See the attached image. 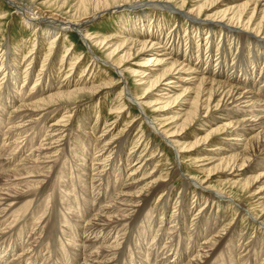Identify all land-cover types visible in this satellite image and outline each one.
Wrapping results in <instances>:
<instances>
[{
    "label": "bare ground",
    "instance_id": "bare-ground-1",
    "mask_svg": "<svg viewBox=\"0 0 264 264\" xmlns=\"http://www.w3.org/2000/svg\"><path fill=\"white\" fill-rule=\"evenodd\" d=\"M4 1L21 15L26 28H38L42 32L41 38L45 45L49 44V52L46 50L48 54L44 56L33 87L23 95L21 90L14 94L8 87L16 88L19 79H23V85L26 83L43 45H38L33 58L28 61L23 58L25 70L21 73L20 51L13 52L10 48L0 51V77L3 76L0 107L17 104L8 118L0 113V132L6 136L0 150V242L9 241L18 231L23 237L24 232L30 230L28 219L32 217L28 218L29 215H39L30 230L35 231L28 241L33 240V244H19L27 264L32 259L33 264L39 260V246L46 241L57 242L70 250L68 264L70 260L72 264H121L125 257L128 263H134L133 255L138 253L140 259L147 256L146 261L139 264H150L152 257L155 264H180L186 260L185 264H225L228 259L232 264H264V63L255 71L256 68H251L258 67L260 57L258 59L256 54L251 57L248 53L247 58L241 52L230 65L231 51L225 44L218 46L215 61L212 54L213 41L218 34L237 45L248 44L255 51L264 50V0H145L117 4L114 9L103 0L43 2L44 6H56L60 13L71 5L75 11L68 19L61 18L63 14L55 11V14L47 11L40 16L36 5L27 4L41 0ZM140 7L143 14L139 19L134 22L126 18L128 22L122 24L117 35L94 39L86 31V25L102 15L127 13ZM149 12L156 13L162 21L168 16L180 19L183 24L186 21L189 37L179 30L170 34L168 31L167 36L160 20L157 23L163 30L153 33L149 30L151 26L147 27L146 21L141 20L148 18ZM72 31L80 35L89 54L76 57L74 49L66 46L60 62L63 67L58 74L64 66H68V70L57 77L60 79L57 82L52 73L62 41H66ZM205 33L206 42L202 43ZM133 57L146 58L143 63L134 64L137 69L130 73L135 78L136 88L144 91L142 96L130 86L126 71L121 69L130 64ZM87 58L92 61L91 67H103L105 72L111 70L119 81L96 84L94 80H83L85 75L76 81L74 74ZM90 75L88 73L87 77ZM114 87L121 88L116 103L109 108L110 115H115L110 127L117 124L116 129L125 118L127 125L116 136L111 133L114 128L108 131L110 122L107 120L103 134L98 136V128H90L78 106L85 98H90L89 102L104 103L108 90ZM132 107L139 112L135 118L128 117L133 112ZM99 118L98 113L97 120ZM137 123L147 127L173 153L175 161L167 174L159 167L166 158L156 160L153 157L156 151L144 156L150 144L147 147V142L142 141L146 136L143 129L129 155L124 154ZM2 124L7 130L5 133H2ZM41 136L45 139L39 140ZM68 156L71 161H65ZM188 157L199 172L207 175L205 179L184 170L183 161ZM120 163L123 168L119 167ZM151 166H155L153 170ZM172 175L181 177L185 190L178 195L174 213L166 217L168 202L174 193V187L167 180ZM211 177L220 180L213 185ZM59 189L62 192L57 193ZM188 190L193 194L191 205L185 197ZM158 193L161 194L156 206L151 207ZM240 194L247 197L251 206L237 203L235 195ZM34 197H39V205L31 209L30 199ZM42 197L49 202L52 198V205L47 203L45 210H42ZM203 201L188 232L191 208ZM210 206H216L218 211L211 221L204 217ZM224 206L234 210L231 220L222 221L224 216L218 217ZM60 207V214L67 215L55 217ZM28 211V217L23 219ZM12 212L16 213L12 216L14 219H7ZM158 212L161 218L156 221ZM238 213L244 220H250L251 226L260 233V242L253 245L254 236L248 240L242 231L239 250L235 251L238 229L234 227V220ZM65 217L74 220L76 225H64ZM213 225L216 228L213 229ZM64 233L71 237H67L68 243L63 240ZM43 234V240L37 245L36 236ZM189 240L190 245L193 244L191 250L186 247ZM199 240L202 242L198 243ZM162 242L163 254L157 246ZM253 246L256 251H252ZM258 246L262 248L260 251ZM197 248H200L198 252ZM230 250L231 255L237 256L234 260L226 255ZM190 253L197 254L189 256ZM170 258L172 260L168 261Z\"/></svg>",
    "mask_w": 264,
    "mask_h": 264
},
{
    "label": "rangeland",
    "instance_id": "rangeland-1",
    "mask_svg": "<svg viewBox=\"0 0 264 264\" xmlns=\"http://www.w3.org/2000/svg\"><path fill=\"white\" fill-rule=\"evenodd\" d=\"M44 1H46V0H41V1H38V2H33V3H27L28 5L30 4V6H32L31 4H33V5H36L38 8H37V10H38V12L40 13H38L40 16H42V14H47L48 12H53L54 14H55V12H56V14H58V15H62L61 16V18H63V19H68L70 16H72L73 14H74V11H75V9H71V5H69L68 6V8H67V6H65V8H64V10L63 11H61V13H60V11H59V8H56V6H54L53 7V5H49V6H44V5H42L43 4V2ZM48 1V0H47ZM50 1V0H49ZM104 1V3H107V5H108V7H111V9H114V7H116V5L117 4H125V5H127V4H130V3H134V2H143V1H145V0H103ZM40 2V3H39ZM70 3H73L74 4V2H70ZM42 5V6H41ZM3 7V8H2ZM53 8V9H52ZM49 9V10H48ZM52 9V10H51ZM66 9V10H65ZM40 10V11H39ZM48 11V12H47ZM55 11V12H54ZM65 11V13H63ZM134 11V12H133ZM46 12V13H45ZM3 13V14H2ZM67 13H69L70 15H67ZM0 24H1V26H0V51L1 50H6V49H8V48H10V50L12 51L13 50V52H15L16 50L17 51H20V58L18 59V61H20V67H19V71H20V73H21V71L22 72H24V66H25V63L23 62V58L25 57V60L26 61H28L29 59H31V58H33L35 55H34V53L36 52L35 50H36V48L38 47V45L40 44V45H43L42 47H41V53H40V56L38 57L39 59H38V62H37V64H36V66H33L30 70H29V75H28V78H27V81H26V83L23 85V79H19V81H18V84L16 85V88H15V86H14V88L12 87V86H9L8 88H9V90L10 91H12V92H14V94L15 93H17V91H19V90H21L22 91V94L24 95L25 93H28L27 91L29 90V89H31L32 87H33V84L36 82V80H37V75H38V73H39V71H40V69H41V66H42V64H43V59L45 58L44 56H46L47 54H48V52H49V44H47L46 43V45H45V42H43V40H42V38H41V35H40V30L37 28V29H31V28H26V26L24 25L25 23H24V21H23V18L22 17H20L21 15L20 14H18V13H16V10L12 7V6H10L6 1H4V0H0ZM140 14H143V8L142 7H140V8H136V10H132L131 12H127V13H114V14H112V13H110V14H108V15H102L101 17H99V18H97V19H95V20H93V21H91L90 23H88V25H86V31H87V33L89 34V36L91 35V37L92 38H94V39H102V38H107V37H111L112 35H115L116 33H118V31H120V29L122 28L121 26H122V24L123 23H125L126 22V20L128 19V20H133L134 22H136V18H138L139 19V17H140ZM161 15V14H160ZM64 16V17H63ZM66 16V17H65ZM20 17V18H19ZM127 18V19H126ZM167 19H164L163 21H162V18H158L157 16H156V13L153 15V13L152 12H149L148 13V18L146 17V19H141L142 20V22H144V21H146L145 23H146V25H147V27H149V26H151L150 28H149V30L151 29L152 30V32L153 33H157L158 31H162L163 29L161 28L160 29V27L158 26L159 24L157 23V20H160L161 21V27H162V23L164 24V28H165V31H164V33L167 35V32L170 34V33H172L173 31L174 32H176V30H179V33L180 34H182V35H185V33H186V30H187V28H188V26H189V24H186V21L184 22V24H183V22L180 20V19H177V18H175L174 16H168V17H166ZM69 20H71V19H69ZM128 20H127V22H128ZM140 20V21H141ZM156 20V21H155ZM167 20V21H166ZM155 23V24H154ZM139 24V23H138ZM140 26V28H141V24L139 25ZM153 26V27H152ZM185 26V27H184ZM187 26V27H186ZM41 27H43V26H41ZM153 28V29H152ZM179 28V29H178ZM192 30V29H191ZM156 31V32H155ZM42 33V32H41ZM187 34V33H186ZM93 35V36H92ZM96 35V36H95ZM117 35V34H116ZM189 34H187V37H189L188 36ZM38 36V37H37ZM68 37H66V41H62V48L60 49V52H59V55H58V59H57V62L55 63L56 64V66H55V70H54V74L52 73V75L54 76V78H56V80H57V77L60 75V74H62L64 71L65 72H67V70H68V66H66V68H65V66H64V69L62 70V73H60V74H58L59 73V68L62 66L63 67V65H61V59L63 58V56H64V52H65V50H67L66 49V46L67 47H69V48H71V50H73L74 49V51H75V54H76V57H80V56H83V55H87V54H89V52H88V50L86 49V47H85V45L83 44V42H82V40H81V37H80V35L77 33V32H74V31H72V32H70V33H68V35H67ZM95 36V37H94ZM168 36V35H167ZM203 38L204 39H202V41H200V42H202V43H205L206 42V38H207V34L205 33V34H203ZM224 38L223 37H221V35L220 34H218V35H216L215 36V38H214V41H213V50H212V54H213V59H214V61H215V59H216V54L217 53H219V51H218V49H219V47L218 46H220V45H224L225 47H227V48H230V51H231V53H230V57H229V60H228V63L231 65L232 64V61L236 58V57H238V55H240V53L241 52H243L244 53V56L246 55V57L248 58V53H250V55H251V57H254V54H256L257 56H258V59H259V57H260V62L259 63H261V65H259V63L257 64L258 65V67H252V66H250V67H252L251 69H253V68H256L255 69V71H257V68H262L263 67V63H264V50H260V51H255V50H253V48L251 47H248V44L245 46H243V45H241L242 43H240V45H237V43H235L234 41L232 42V41H227V39L226 40H223ZM38 40V41H37ZM64 40V39H63ZM36 42V43H35ZM18 43V44H17ZM35 43V44H34ZM221 43V44H220ZM33 44V45H32ZM79 44V45H78ZM82 44V45H81ZM13 45H14V47H15V49H14V47H13ZM36 45V46H35ZM33 46V47H32ZM76 46V47H75ZM17 47H18V49H21V50H18L17 49ZM48 47V48H47ZM244 47V48H243ZM34 49V50H33ZM32 50V51H31ZM48 52H47V51ZM30 51H31V53H30ZM34 51V52H33ZM33 52V53H32ZM71 52V51H70ZM69 52V53H70ZM86 52V53H85ZM19 53V52H18ZM47 53V54H46ZM66 53V52H65ZM69 53H68V55H69ZM46 54V55H45ZM101 55V54H100ZM196 55V54H195ZM89 56V55H88ZM87 56V57H88ZM101 57V56H100ZM246 57H244V58H246ZM145 57H141V58H135V57H133L132 59H131V63L129 64H127L126 66H125V68H124V65L123 66H121V69L122 70H125L126 71V77H127V79L129 80V82H130V86L134 89V91L138 94V95H140V96H142L143 95V92L144 91H142L140 88H136V86L134 85V83H133V81L135 80V78H133V76H131V71H133L134 69H137V67H135V65L134 64H140V63H143V61H145ZM82 61H83V58H82ZM90 63V64H89ZM91 63H92V61L90 60V58H87L85 61H84V63H83V65L81 66V68L78 70V72L76 73V74H74V78H75V80L77 81V79L78 80H86L87 82H90V81H92V80H94V82H96V84H99V83H104V82H110V81H113L112 83L114 84V83H117L118 81H119V77L113 72V71H111V70H108L107 72H105L104 71V68L102 67H98V68H95V67H91ZM216 63H214V65H215ZM90 65V66H89ZM247 65H246V63H244L243 64V68L245 69V67H246ZM87 67H88V69H87ZM95 68V69H94ZM34 69V70H33ZM86 69V70H85ZM129 69V71H127ZM85 71V73L83 74L82 72H84ZM64 72V73H65ZM91 72V73H90ZM88 73L89 74H91L89 77H87V75H88ZM84 76V78H82V76ZM31 76V77H30ZM3 76H1L0 77V79L2 78ZM61 77V76H60ZM82 78V79H81ZM110 79H112V80H110ZM60 81V79L58 78V80H57V82H59ZM58 84V83H57ZM6 85H7V83H6ZM256 85L258 86V82L256 83ZM20 88V89H19ZM120 88L121 87H114V88H112V89H110V90H108L109 91V95H108V97H107V100L103 103V101L101 102V103H99L98 104V101H96V102H89V100H90V98L88 99V98H85L84 99V101H82L81 102V104L78 106V109L82 112L81 114H83L84 115V117L83 118H85L86 119V121L88 122V124H89V126H90V128H93L94 126H96L98 129H97V131H96V133H98L97 135L98 136H101V134H103L102 133V131H104L105 129V125H106V121L108 120L110 123H109V127H110V125L112 124V122L113 121H115L114 120V116L115 115H110L111 113H112V111H110V106L112 105V103H116V100H117V97H118V94H119V91H120ZM137 89V90H136ZM27 97V96H26ZM8 104H10V103H8ZM17 105V104H16ZM16 105H4V109H2V107H0V113H1V115H3L5 118H8L9 117V112H12L13 111V107L14 106H16ZM11 107V108H10ZM132 109H133V112H131L130 113V115L128 116V117H133V118H135V117H137L138 116V114H139V112L137 111V109L135 108V107H132ZM3 111V112H2ZM98 113L100 114V118L97 120V115H98ZM133 114V115H132ZM112 121V122H111ZM98 123V124H97ZM7 124V123H6ZM117 124H115L114 126H112V127H110V128H108V131H110L111 132V130H113V128H114V130L111 132V133H114V135H118L119 133H121V130H123L125 127H126V125H127V118H125V120H123V121H121L120 122V124L118 125V127L115 129V126H116ZM108 126V125H107ZM5 126H4V124H2V128H4ZM198 127V126H197ZM74 129L75 130H77L78 128H77V126H75L74 127ZM141 129H143V131H144V135L146 134V136H144V138H143V140L142 141H145V144H146V142H147V147H148V143L150 144L149 145V147H148V150H147V152L144 154V156L145 155H147V153H152L153 151H156L155 153H154V158H156V160H158V159H160V158H166V160L164 159V161H162L160 164H159V167H162V169H164V171H162V172H167L168 170H172V168H173V163H174V161H175V157H174V155H173V153L170 151V149H169V147H167L164 143H163V141L161 140V139H159L158 137H156L155 135H152V132H150L148 129H147V127H145L143 124H141V123H137L136 124V126H135V128L132 130V132H131V136H130V138L128 139V142H127V144L125 145V148H124V154H126V155H129V152H130V150H131V148H132V146H134V143H135V141H137V137H140L139 136V133H140V131H141ZM5 131H7L5 128L4 129H2V133L4 132L5 133ZM120 131V132H119ZM192 132H190V135H192L191 134ZM3 134H1V132H0V150H2V148H3V143H2V140H3V138H5L6 136H2ZM2 138V139H1ZM44 137L43 136H41L40 138H39V140H42ZM45 139V138H44ZM142 141L140 142V146H141V143H142ZM95 143V141L93 140V144ZM218 143H220V142H218ZM217 143V144H218ZM100 146H102V145H100ZM139 148H137V150H138ZM143 149V148H142ZM142 149L140 150V151H142ZM137 150H136V153H137ZM135 153V154H136ZM27 154H29L28 152L26 153V155ZM134 154V155H135ZM156 154V155H155ZM91 157V156H90ZM193 157V156H192ZM195 157V156H194ZM65 159V158H64ZM162 160V159H161ZM65 161H71V158L68 156L66 159H65ZM172 161V162H171ZM191 161H192V158H187V159H185V161H183L184 162V170L188 173V174H191L192 176H194V177H198L199 176V178H202V179H205L206 178V174H204V173H201V171L199 172V170H198V168L196 167V165H194V164H192L191 163ZM170 162V163H169ZM124 166H125V164H124ZM188 166V167H187ZM119 167H121V168H123V163H120V165H119ZM153 167H155V166H151V167H149V168H151V170H153ZM161 169V170H162ZM128 170H130V169H128ZM127 170V171H128ZM70 172V171H69ZM68 172V173H69ZM185 172V174H187ZM167 174V173H166ZM165 174V175H166ZM184 174V173H183ZM187 174V175H188ZM127 175V174H126ZM126 177L127 176H125L124 178L126 179ZM181 177H179V176H175V175H172L171 177H169V178H167V180H169V182L171 183V185L174 187V193L171 195V197H170V200H169V202H168V210L166 211V217L168 216H170L172 213H174V210H175V203H176V201H177V199H178V195H180V193L182 192V191H184L185 189H183V187H182V185H183V180L182 179H180ZM184 178V177H183ZM211 178H213V179H210L211 180V182H212V184L213 185H215V184H217L218 182H219V178L218 177H211ZM116 179V178H115ZM119 179V178H118ZM63 190V189H62ZM192 190V189H191ZM60 189L58 190V192L57 193H60V192H62V191H60ZM189 192H188V194H187V196H185L186 197V199L188 200V204H190L191 205V203L193 202L192 200H193V194H192V192L190 191V190H188ZM161 193H158L157 194V196L155 197V199L152 201V203H151V207H153V206H156V204L155 203H157L156 201H158V199L157 198H159V195H160ZM38 196H40V195H38ZM236 196V200L238 201L237 203H243L244 205L246 204V206H248V205H250L248 202H247V197L245 196V195H243L242 196V194H240L239 196L238 195H235ZM54 197V196H53ZM36 198V199H35ZM43 198V197H42ZM31 200V202L33 203H31V209H34L35 207H37L38 205H39V197H34L33 199L31 198L30 199ZM47 200V201H46ZM37 201H38V203H37ZM45 201V202H44ZM51 201H52V198H50V202H49V199H45V197L43 198V199H41V202L43 203V209L42 210H45V207H46V204L48 203V204H50V205H52L51 204ZM30 202V201H29ZM254 202V201H253ZM200 203V202H199ZM30 205V204H29ZM48 206V210H49V208H51V206ZM77 205H78V203H77ZM76 205V206H77ZM197 205V203L191 208V212H190V214H189V217H188V232H191V229L189 228V226H190V223L192 222V220H193V216L195 215V214H197V210L202 206V205H204V201L203 202H201L198 206H196ZM196 206V207H195ZM251 206V205H250ZM28 207V206H27ZM78 207V206H77ZM194 208V210H192ZM246 208V207H245ZM79 209V208H78ZM61 210V207L60 208H58V211L57 212H55V217H59V214H60V211ZM39 211V210H38ZM193 211H195V212H193ZM197 211V212H196ZM208 211V212H207ZM234 210L233 209H229L228 207H226V206H224V207H221L220 208V211H219V215H218V217H223V218H221V220L223 221V220H231L232 218H233V214H234V212H233ZM29 212L30 211H28L27 212V215L23 218V219H25V218H27L28 217V214H29ZM207 214H205V215H207V216H204V217H207L206 219H208V217H209V219H210V221H211V218L213 217V214L214 215H216L217 213H218V211H217V209H216V206H213V208L210 206V208L209 209H206V211H205ZM72 213V212H71ZM16 213L15 212H12L11 214H10V216L7 218V219H9V218H11L12 220L14 219V217H12V216H16L15 215ZM161 212L159 213L158 212V214H156V216H155V220L157 221V220H159L160 218H161ZM259 213L257 212V215H258ZM20 215H21V213H20ZM20 215L18 216V218L20 217ZM61 215V214H60ZM65 216V215H67V213L66 214H64V213H62V215L61 216ZM69 215L70 216H73V215H75V214H70L69 213ZM210 215V216H209ZM69 216V217H70ZM77 216V215H76ZM30 217H32V218H30ZM37 217H39V215H29V217L28 218H30V219H28V220H30V230H32V228L34 227V224H36V219H37ZM232 217V218H231ZM66 219L65 220H67V221H65L64 220V222H65V224L64 225H66V223H70L72 226H75L76 225V223H75V221L74 220H72L71 218L69 219L68 217H65ZM10 219V222L12 221ZM22 219V220H23ZM34 219H35V222H34ZM64 219V218H63ZM242 219V220H241ZM27 220V221H28ZM38 220V219H37ZM74 222V223H73ZM251 222H250V220L249 221H247L246 219L244 220L243 218H241V216H240V214L238 213L237 214V216H236V218H235V220H234V227H236L237 229H238V231H237V234H236V237L234 238L235 239V241H234V247L236 248V250L235 251H238L239 250V240H240V236L242 235V231H244L245 232V234H246V236H247V239L248 240H250V238L252 239L253 238V236H254V239H252L251 240V242L253 243V245L254 244H258L259 242H260V239H258V237H259V235H260V233L255 229V228H253L252 226H251V224H250ZM16 227V226H15ZM214 225H213V229H214ZM217 227H218V225H217ZM74 228H76V227H74ZM216 228V227H215ZM159 228L158 227H156V230H158ZM212 229V227H210V228H208V232H210V230ZM244 229V230H243ZM255 229V230H254ZM30 230H28V232L26 233V232H24V234H23V237H21V234H20V231H18V233H16V235H14L13 237H12V239H9V241L7 240V241H5V242H3V244H2V242H0V249H1V251H4V253L2 254L1 252H0V263H2V261H4L5 259L7 260H5V263L6 264H9V263H12V262H17L20 258L21 259H25L26 257H24L25 256V254H23L22 255V253H23V251H19V252H15V257H13L12 256V252H10L11 251V245L8 247V248H6L5 249V246H8L9 245V243L8 242H11L10 244H15L16 243V245L18 246V249H22V247H20L19 246V244H22V245H24V242H25V246H27V244H28V246L29 245H31V244H33V240L32 241H30V242H28L30 239H31V236L33 237L34 236V234H35V231L34 232H30ZM246 230V231H245ZM241 231V232H240ZM253 231V232H252ZM31 233V234H30ZM251 233V234H250ZM255 233V234H254ZM150 234H151V231H150ZM154 234V233H153ZM192 234H194V233H192ZM150 236H152V234L150 235ZM62 237H63V240L66 242V243H68L67 242V237L68 238H71V237H69V236H67L66 237V235H65V233L62 235ZM38 240H37V239ZM36 244L38 245L39 244V241L40 240H43V238H44V234L42 235V236H36ZM42 238V239H41ZM236 238H237V240H236ZM15 239V240H14ZM151 241V238H150V240H149V242ZM28 242V243H27ZM48 241H46L45 243L46 244H44V245H42V246H39V255H41V256H39L38 258H39V260H36L37 261V263H36V261L34 262V264H68V263H66V261H68V259H70L69 258V255H68V252L70 251L69 249H67V248H63L62 246H61V244H57V242L55 243V244H51V242L49 241V243H47ZM199 242H202V241H198V243ZM247 242V241H246ZM257 242V243H256ZM6 243H8L7 245H5ZM31 243V244H30ZM190 243H191V240H189L188 242H187V246L186 247H189L190 248V250H191V248H192V245L193 244H191L190 245ZM251 243V244H252ZM201 244V243H200ZM232 245H233V243H231ZM36 245V246H37ZM58 245V246H57ZM241 245V244H240ZM249 245H250V243H249ZM35 246V247H36ZM157 246H158V248H160V250H159V253H161V254H163L164 252H163V250H162V247L164 246V243L162 242V244H157ZM191 246V247H190ZM198 246V245H197ZM196 246V247H197ZM238 246V247H237ZM148 248H149V246H148ZM176 248H178L177 246H176ZM18 249H16L15 251H17ZM181 250H182V247L180 248ZM183 249H184V247H183ZM246 249V248H245ZM262 248H261V246H258V251H260ZM32 250H33V247H32ZM31 250V251H32ZM51 250V251H50ZM137 250H139V249H137ZM162 250V251H161ZM190 250L188 251V252H190ZM197 250V252L200 250V248L198 249H196ZM161 251V252H160ZM252 251H256V248H254V246H253V250ZM55 252H57V254H55ZM66 252V253H65ZM187 252V251H186ZM228 252V251H227ZM230 253H227L226 255L229 257V255L231 256V258L230 259H232V260H234V258H236L237 256H235V255H231V252H232V250H230L229 251ZM130 254V253H129ZM128 254V255H129ZM160 254V255H161ZM189 254V253H188ZM197 253H195L194 255H193V253H190V255L189 256H195ZM138 255V257H139V253L137 254ZM142 255H143V252H142ZM226 255H224V256H226ZM252 255V253H250L249 255H248V257L249 256H251ZM10 256H12L13 258H11V262H10V259L8 258V257H10ZM220 257H222L221 255H219ZM233 257V258H232ZM248 257H247V259H248ZM126 259H124V260H121V264H124V263H126V260H127V257H125ZM133 258H134V260H135V263L139 260V259H137L136 257H135V254L133 255ZM139 258H141V257H139ZM146 258H147V256L145 255V258H143V259H140V262H144V261H146ZM46 259V260H45ZM154 259V260H153ZM188 259V258H187ZM225 259V258H224ZM76 260V257H74V261ZM152 262H150V264L151 263H153V264H155V258H153L152 257ZM172 259L170 258V259H168V261H171ZM128 261H130V260H128ZM187 261V260H186ZM186 261L185 262H183V263H180V264H185L186 263ZM226 261V260H225ZM33 262V259H32V261L30 260L29 261V264H31ZM71 262V261H70ZM173 262V261H172ZM14 263V264H15ZM21 263V262H20ZM25 262H23V263H21V264H24ZM232 264L231 263V261L228 259V262L226 261L225 262V264ZM33 264V263H32ZM71 264H72V262H71ZM127 264H132V263H127ZM159 264V263H158ZM257 264V263H256Z\"/></svg>",
    "mask_w": 264,
    "mask_h": 264
}]
</instances>
